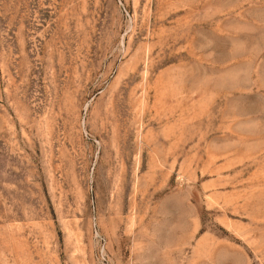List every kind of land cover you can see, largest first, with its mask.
<instances>
[{"label": "rangeland", "instance_id": "rangeland-1", "mask_svg": "<svg viewBox=\"0 0 264 264\" xmlns=\"http://www.w3.org/2000/svg\"><path fill=\"white\" fill-rule=\"evenodd\" d=\"M0 264H264V0H0Z\"/></svg>", "mask_w": 264, "mask_h": 264}]
</instances>
